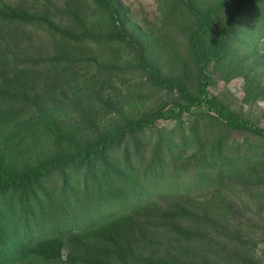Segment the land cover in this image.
Masks as SVG:
<instances>
[{
    "label": "trees",
    "instance_id": "1",
    "mask_svg": "<svg viewBox=\"0 0 264 264\" xmlns=\"http://www.w3.org/2000/svg\"><path fill=\"white\" fill-rule=\"evenodd\" d=\"M160 8L147 36L119 0H0V264H264V128L210 93L264 98L234 57L264 0Z\"/></svg>",
    "mask_w": 264,
    "mask_h": 264
},
{
    "label": "rangeland",
    "instance_id": "2",
    "mask_svg": "<svg viewBox=\"0 0 264 264\" xmlns=\"http://www.w3.org/2000/svg\"><path fill=\"white\" fill-rule=\"evenodd\" d=\"M22 0H3L8 4H17ZM38 4H44L46 0H30ZM123 8L130 12L129 22L132 25H139L141 29L140 33H147L150 36L148 30L156 31L162 19V11L160 5L162 0H119ZM251 26L248 30L250 31ZM184 43V42H183ZM264 48V36L258 38L256 42H250L242 50L239 49V55L236 56L238 60L241 61L242 65L249 68L250 75L256 77L259 81V86L264 85V55L261 54V49ZM237 49V46L235 47ZM237 53V55H238ZM184 54L186 52L181 50L180 59H184ZM182 69V68H179ZM188 77V83L195 90L196 77L194 74H190ZM245 80L243 77L232 78L230 81L225 82L222 79L221 72H213V80L210 87V93L216 96L222 101L230 110L237 112L251 123L257 125L258 127L264 128V98L257 99L253 102H245ZM162 101L152 98L148 102L143 104L138 103L135 106L125 108L126 115L139 116L141 113L150 112L156 107L160 106ZM116 119L112 120L115 121ZM157 128L170 127L172 124L169 122H159L156 124ZM102 130V128L100 129ZM248 135L244 133L232 132L230 135V140L242 141L245 140ZM251 211L245 212L242 222L251 226L254 233L258 232L257 228V216L255 215V207L252 205ZM66 249H62V255H65ZM40 264V263H39Z\"/></svg>",
    "mask_w": 264,
    "mask_h": 264
},
{
    "label": "clouds",
    "instance_id": "3",
    "mask_svg": "<svg viewBox=\"0 0 264 264\" xmlns=\"http://www.w3.org/2000/svg\"><path fill=\"white\" fill-rule=\"evenodd\" d=\"M261 54L264 55V48L261 49Z\"/></svg>",
    "mask_w": 264,
    "mask_h": 264
}]
</instances>
